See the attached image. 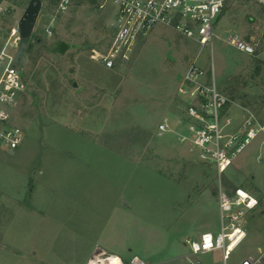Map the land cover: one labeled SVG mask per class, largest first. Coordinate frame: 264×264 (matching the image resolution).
<instances>
[{
	"label": "rangeland",
	"instance_id": "1",
	"mask_svg": "<svg viewBox=\"0 0 264 264\" xmlns=\"http://www.w3.org/2000/svg\"><path fill=\"white\" fill-rule=\"evenodd\" d=\"M42 1L22 69L28 89L14 109L25 138L15 151L0 145V264H88L96 248L126 262L137 255L148 264H237L246 257L264 264L263 138L220 177L176 133L158 134L165 120L178 130L187 102L178 89L199 57L235 103L231 115L247 109L264 119V5L227 0L213 48L159 28L139 40L130 61L109 69L92 55L114 37L112 2L74 0L63 13L56 0ZM29 2L0 0L11 10L0 50L17 52L11 32ZM235 38L253 44L256 55L238 51ZM221 188H243L260 201L247 215L244 243L225 263L217 254L185 258L187 237L194 240L186 233L220 227Z\"/></svg>",
	"mask_w": 264,
	"mask_h": 264
},
{
	"label": "built area",
	"instance_id": "2",
	"mask_svg": "<svg viewBox=\"0 0 264 264\" xmlns=\"http://www.w3.org/2000/svg\"><path fill=\"white\" fill-rule=\"evenodd\" d=\"M74 0H56L60 12H67ZM116 9L115 34L104 52H94L92 59L106 68L114 69L131 60L140 39L159 28L172 29L201 48L212 47L216 39L215 24L223 13L227 0H110ZM264 5V0H255ZM0 5V33L4 20L10 14ZM13 46L17 47L18 28L11 32ZM235 48L247 55H256L253 44L235 38ZM6 45L0 50V145L15 151L25 138L22 128L14 122V109L28 86L22 70L15 64L16 53ZM264 55V52H263ZM200 58V57H199ZM199 58L185 71L179 94L187 99L178 121V130L168 121L158 127V134L176 133L183 144L197 149L200 158L214 163L222 177L260 138L264 142V119L244 109L239 116L231 115L235 103L223 94L216 82L214 69L211 76L199 63ZM259 199L243 188L231 194L221 188L219 208L221 231L215 235L204 233L197 240H187L191 256L222 250L228 259L232 251L233 235L239 246L246 238V218L259 208ZM88 264H148L135 255L128 262L123 258L96 248ZM191 264H201L200 262ZM243 264H254L246 261Z\"/></svg>",
	"mask_w": 264,
	"mask_h": 264
},
{
	"label": "water",
	"instance_id": "3",
	"mask_svg": "<svg viewBox=\"0 0 264 264\" xmlns=\"http://www.w3.org/2000/svg\"><path fill=\"white\" fill-rule=\"evenodd\" d=\"M42 8V0H30L18 23L19 39L17 40L15 64L18 66L19 70H22L28 61L27 50L31 43L34 29L36 27ZM66 51L67 45L65 43H62L61 53L65 54ZM75 87H77V84L75 85Z\"/></svg>",
	"mask_w": 264,
	"mask_h": 264
},
{
	"label": "crops",
	"instance_id": "4",
	"mask_svg": "<svg viewBox=\"0 0 264 264\" xmlns=\"http://www.w3.org/2000/svg\"><path fill=\"white\" fill-rule=\"evenodd\" d=\"M215 204L217 205L216 207H217V210H218V217H219V219H220V222H221V215H220V208H219V196H218V199H217V201H215ZM257 210H258V208H257ZM256 210V211H257ZM255 212V211H254ZM251 213H253V212H251ZM250 214V213H249ZM246 222H247V218H246ZM248 224V223H247ZM247 224H246V227H247ZM221 231V223H220V227H219V223H217V224H214V223H210V224H207V225H203L202 227H200V228H197V229H195V230H192V231H190V233H184L186 236H192V238H194V240H197L198 238H200L201 236H202V234H204V233H208V232H211V233H213V234H215V235H217V234H219V232ZM246 233H247V228H246ZM183 234V235H184ZM184 237V236H183ZM247 237V236H246ZM188 238V240H190L191 239V237H187ZM237 238V237H236ZM235 238V239H236ZM246 239V238H245ZM245 239L242 241V243L239 245V246H237L233 251H232V253H231V255L228 257V259H225L224 258V253H223V251L222 250H215V251H213V252H210V253H206V255H218L219 256V260L220 261H223L224 263L225 262H227V261H229L231 258H232V256H234L236 253H237V251L240 249V247L242 246V244L244 243V241H245ZM116 255V254H115ZM118 256V255H117ZM135 256V255H134ZM192 258V256H191V254H190V256L189 255H186L185 256V258ZM122 258V257H121ZM123 259H124V257H123ZM125 260V259H124ZM156 261H158L157 263H159V262H163V263H165L164 261H161V260H159V259H157ZM246 261H249V262H252V263H254L255 264V261L253 260V258H251V257H246V258H244V259H242L241 261H239L237 264H243V263H245Z\"/></svg>",
	"mask_w": 264,
	"mask_h": 264
},
{
	"label": "bare ground",
	"instance_id": "5",
	"mask_svg": "<svg viewBox=\"0 0 264 264\" xmlns=\"http://www.w3.org/2000/svg\"><path fill=\"white\" fill-rule=\"evenodd\" d=\"M236 237H237V235H233L232 240H233L234 238H236Z\"/></svg>",
	"mask_w": 264,
	"mask_h": 264
},
{
	"label": "trees",
	"instance_id": "6",
	"mask_svg": "<svg viewBox=\"0 0 264 264\" xmlns=\"http://www.w3.org/2000/svg\"><path fill=\"white\" fill-rule=\"evenodd\" d=\"M29 48H30V45H29ZM29 48H28V49H29ZM27 51H28V50H27Z\"/></svg>",
	"mask_w": 264,
	"mask_h": 264
}]
</instances>
